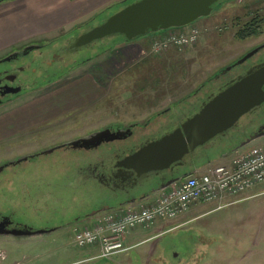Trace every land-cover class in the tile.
<instances>
[{
    "label": "rangeland",
    "instance_id": "374dc122",
    "mask_svg": "<svg viewBox=\"0 0 264 264\" xmlns=\"http://www.w3.org/2000/svg\"><path fill=\"white\" fill-rule=\"evenodd\" d=\"M121 1L113 2L115 5ZM260 1L264 6V0ZM260 1L252 3H261ZM92 2L93 0H8L1 3L0 60L27 45L48 46L41 51L35 50L30 57L19 62L2 64L0 68L20 67V80L24 83L40 81L45 69L37 64L27 67L30 59L49 58L50 52L62 48L67 40L87 29L86 25L91 22L89 15L75 21L73 19L79 15L69 19L67 15L81 10L86 13ZM238 3L243 7L251 2L239 0ZM111 4L113 3L108 6ZM242 7H236L232 3L220 10L216 8L211 16L184 28L150 33L129 44L124 43L123 45L135 47L132 54L136 59L133 61L126 62L117 58L113 64H109L110 48L117 40L122 41L119 37H112L85 54L86 57L97 56L92 61L74 69L79 62L78 57L69 56L64 62L55 63L49 68L53 85L25 95L17 103L0 110V147L1 152H7L0 156V163L26 157L32 151V145L20 142V136L30 130H18L23 124L2 123L8 120L3 119V116H18L12 112L27 103L30 105L31 102L48 101L56 105L57 102H68L69 107L63 109L68 116L75 107L82 109V113L76 117L80 118V127L77 126L78 123L72 122L66 127L65 135L55 140L53 145H56L100 131L106 126H121L120 129L126 130L150 126L153 122L155 125L170 115L166 113L170 107L185 105L196 91L202 94L210 87L215 90L218 86L214 79L220 70L238 62L244 54L263 42V38L246 42L237 39L238 29L232 24L236 9ZM107 15H103L95 24L104 20ZM193 27L200 33L195 46L183 51L171 48L159 56L151 52L152 42L156 37L167 32L187 34ZM223 28L226 29L221 32ZM124 69L126 71H122ZM210 89L207 94L212 91ZM87 104H91L92 108L86 109ZM18 131L22 132L19 134ZM8 133L10 136L17 135V139L9 140V135H6ZM134 139H139L138 135H134L133 141ZM238 139L231 141L233 144L228 141L218 143L222 149L217 152L210 151L212 142L209 146H204L203 149L209 152L199 161L198 168L212 167L223 156H231L234 146L243 140V136L240 141ZM131 142L130 139L125 146L128 147ZM120 144L124 142L110 143L109 148ZM257 144H264V139L253 145ZM23 148H29L28 152ZM73 153L75 152H59L43 157L52 162H64V165L56 163L54 170H48L50 178L52 175L61 178L55 172L71 171L85 157L88 158L84 153ZM99 153L97 151L95 155ZM26 168H14L18 172V178H23L21 173ZM185 170L189 171L191 167H185ZM53 182L51 181L52 189L55 188ZM66 184L63 182L62 186ZM66 187L68 188L67 185ZM98 200L99 198L78 197L74 201L50 204L45 214L49 220L56 219L55 226L61 227L77 217L92 215L101 203ZM228 203L229 205L219 210L216 209L217 204L196 205L170 224L157 221L151 228H137L125 241L127 251L110 259H98L96 249H82L72 242L76 228L90 226L81 223L79 227L64 228L50 235L22 242L0 240V264H264V185L251 189ZM53 208H57V211H53ZM27 217L30 218L28 220L35 218L32 212ZM19 218L26 221L23 216ZM33 225L36 227L39 224L33 222ZM161 229H165V232L156 236Z\"/></svg>",
    "mask_w": 264,
    "mask_h": 264
},
{
    "label": "flooded vegetation",
    "instance_id": "af4514ba",
    "mask_svg": "<svg viewBox=\"0 0 264 264\" xmlns=\"http://www.w3.org/2000/svg\"><path fill=\"white\" fill-rule=\"evenodd\" d=\"M238 1L239 0H222L217 5L219 6L218 8L217 6L214 7V11L216 8L217 10H220L224 6L231 5L232 3L233 5H236V7H242ZM247 1H250L251 3L244 4L242 8L236 9V14L234 15L235 21L232 26L238 29L236 35L242 33L243 36L247 37L244 42L249 40L251 41L252 39L262 40L263 38V42H261L260 45H257L244 54L239 61L248 54L257 50L255 55L240 66L233 67L237 63L236 62L229 67L220 70L221 72L218 73L214 79L215 85L218 86L215 90H212L213 88L210 87L211 89L207 88V90L202 94H200L201 92L199 93L196 91L194 95L190 96V101H188L185 105H174L173 107H170L166 112L170 113V115L163 118L164 120H161L162 123L159 122L154 125L153 122L151 123L152 125H150L152 127L149 125H143L142 127L133 128L132 137L122 141H115L124 142L122 145H113L109 148L110 143L104 142L97 148L92 147L89 149H75L71 145L81 139L109 130V128L114 132L122 128L121 126H115L114 128L106 126L100 131L78 136L73 141L53 145L56 142L55 140H59L63 137V135H65L64 131L66 127L71 125L72 122H74V124L78 123L79 125L77 124V126L80 127V118L77 119L76 117L82 113V109H79L80 107H75L68 116L66 115V112H63V109L69 107L68 102H57L56 105L53 104L54 102L52 103L48 101L43 103L31 102L30 105H27V103L19 109L16 108L17 110H15V112H12L13 114L17 113L18 116H3V119L8 120L5 122L3 121L2 123L13 125L23 124L24 126H21L18 130H30L29 133L20 136V142L32 145V151L28 155H25L26 157L7 160L0 163V225H4V227H0V240L8 239L11 242H22L28 239H35V237L39 238L47 236L64 228L72 229L76 226L79 227L81 223H86L92 218L91 215L77 217L73 222L64 224L61 227L55 226L57 225L56 219L49 220L45 214V210H47L50 204L55 203V205H58L66 200L74 201L78 197L86 199L99 198L98 201H101V203L96 211L107 209V212H109V203L125 205L128 203L130 204L134 200H136L135 204L141 203L143 200H147L152 195H156L157 193H155V191L169 182L176 179H180V181H182L190 177L188 176L190 173L185 170V167L201 161L207 156V153L209 152L208 150L199 149L195 154L188 157L183 166H173L171 169L160 173L159 176H157L156 173L150 174L149 179H144V181L141 180V184L134 189H132L135 183L134 177H129L128 174L124 181L121 178L118 180H112L111 172L112 170L117 171L115 167L120 161L139 150L146 143L156 141L161 137L172 133L188 118L196 114L202 103L206 101L211 94H217L219 89L224 88L226 84L235 80L238 76L245 74L247 71H259V67L264 65L263 2L260 0L258 1L261 3H252L256 0ZM3 2L5 1L0 0V4ZM102 21L103 20H101L100 23ZM98 24L99 23L93 24L78 33L75 37L67 40V43L62 48L60 47L57 50L50 52L49 58L32 57L30 59L27 67H33L34 64H37L45 69L40 79L41 82L35 80L33 82L24 83L20 80V67L8 66L0 68V110L17 103L19 99L25 95L35 93L43 89V87L53 85L54 83H51L52 80L50 78L53 76L50 75L49 68L55 63L64 62L69 56L78 57L79 62L76 65L79 66L94 60V57L97 56L86 57L85 54L87 55V53H90V51L97 45L104 44L106 39L95 42L82 49L68 51V48L79 34ZM226 28H223L221 32H223ZM31 46L34 45H27L18 51L8 54L9 56L0 60V65L5 63L13 64L26 57H30L35 50L30 52L28 55H25V49ZM47 46L48 45L39 46L42 47L39 51L46 49ZM105 50L107 51V49ZM41 54L42 53H40V55ZM6 59H10V61L2 63V61ZM228 68H231V70L226 74H223V72L227 71ZM209 89L212 91L207 94ZM18 90V93H12ZM87 108H92V105L87 104L86 109ZM252 118L255 119L252 120ZM21 132L22 131H18L19 134ZM258 132H264V104L254 110L251 114L242 118L237 127L228 131L224 136L214 140L212 145H210V151L214 152L219 149L221 145L218 143L227 141L232 143L231 141L234 142L238 138L240 141V138L243 136V140L239 142L236 147L234 146V149H236L241 143L247 141L251 136ZM6 135L8 136L9 133ZM134 135H138L139 139H134L133 141ZM16 136L9 135L8 138H10L9 140H16ZM130 139L132 142L128 147H126L125 144H127ZM29 148H23V150H27L26 152H28ZM1 149L2 147H0V156L6 152V150L1 152ZM70 151L75 153H84L85 156H88V158L85 157V160L82 159L84 161L80 164H75L77 166L72 168L71 171L67 170L64 173L59 171L55 172V174L60 175L61 178H55V175H52L50 178L48 170H54L56 167L54 165L56 163L64 165V162H52L43 157L54 155L59 152ZM97 151L100 153L95 155V152ZM75 153L73 154L76 155ZM78 162H80V160ZM22 166H26L27 168L23 173H21L23 178H18V172L14 171V168H21ZM186 175L187 177H185ZM51 181H54V189H52L53 186ZM63 182L65 184L67 182L66 185L68 188L66 185L62 186ZM53 211H57V208H53ZM58 211L60 210L58 209ZM30 212H32L35 217L32 220H28L30 218L27 217L30 215ZM18 216H23L24 218L27 217L26 221L21 220ZM33 222H36L39 225L35 227ZM46 224L51 226L48 227ZM28 232L40 234L32 235ZM176 256V253H174V257Z\"/></svg>",
    "mask_w": 264,
    "mask_h": 264
},
{
    "label": "water",
    "instance_id": "95a60500",
    "mask_svg": "<svg viewBox=\"0 0 264 264\" xmlns=\"http://www.w3.org/2000/svg\"><path fill=\"white\" fill-rule=\"evenodd\" d=\"M8 1V0H4ZM222 0H136L111 15L101 23L79 34L69 46L68 51L82 49L91 44L112 37H119L126 43L134 42L150 33L180 29L196 21L211 16L214 7ZM2 2V1H1ZM42 47L31 46L25 49V55ZM255 52L248 54L233 67L240 66L252 58ZM10 59L3 60L9 62ZM231 68L224 71L229 72ZM14 91L12 93H18ZM264 104V65L259 71H247L235 80L211 94L204 101L198 112L188 118L172 133L160 139L148 142L136 152L120 161L112 170L111 179L125 180L129 174L135 178L132 187H138L149 175L159 176L173 166H183L188 157L199 149L224 136L237 127L242 118L251 114ZM132 128L99 132L88 138L71 144L73 148H97L104 142L122 141L132 137ZM264 139V132H258L241 143L235 151L243 149L254 142ZM21 162V161H19ZM188 176H191L189 174ZM123 177V178H122ZM187 177V175L185 176ZM142 180V181H141ZM180 179L173 180L160 187L155 193L167 189ZM136 200L129 205H134ZM126 205V204H125ZM124 206V205H123ZM110 210V208H109ZM107 212V209L94 212L91 217ZM4 227V225H0ZM36 235L40 233H31Z\"/></svg>",
    "mask_w": 264,
    "mask_h": 264
},
{
    "label": "built area",
    "instance_id": "2783aa9c",
    "mask_svg": "<svg viewBox=\"0 0 264 264\" xmlns=\"http://www.w3.org/2000/svg\"><path fill=\"white\" fill-rule=\"evenodd\" d=\"M199 34L196 27L187 34L168 32L153 40L151 52L159 56L171 48L187 50L198 43ZM253 144L234 152L230 164L176 182L148 204L127 205L98 215L92 225L74 230L72 242L82 249H98V259H110L127 251L125 241L137 228L176 220L200 204H217V210L226 207L228 201L264 185V144Z\"/></svg>",
    "mask_w": 264,
    "mask_h": 264
},
{
    "label": "crops",
    "instance_id": "0c3cea01",
    "mask_svg": "<svg viewBox=\"0 0 264 264\" xmlns=\"http://www.w3.org/2000/svg\"><path fill=\"white\" fill-rule=\"evenodd\" d=\"M113 1H119V0H93V2H92V4L89 6V9L87 10V12L86 13H84L82 10L81 11H78V12H71V13H69L68 15H67V18L69 19V18H71L72 16L73 17H75L76 15L78 16L79 15V17L78 18H75V19H73L74 21L75 20H77V19H83V17L84 16H86V15H89L90 17L88 18V19H90L91 18V20H93L92 19V16L93 17H96L98 14L97 13H101V12H103V11H105L107 8H109L111 5H114V2ZM122 1H124V0H122ZM121 1V2H122ZM110 3H113V4H111L110 6H108ZM116 3V2H115ZM81 12H83V13H81ZM97 12V13H96ZM110 15V14H109ZM108 16V15H107ZM72 17V18H73ZM124 43H126L125 41H120V40H117V43H115V46H114V48L112 49V50H110V52H109V64H113L115 61V59H117V58H120V60H125L126 62H129V61H133L134 59H136V56L134 55V54H132L133 53V51L135 50L134 48V46H127V45H123ZM126 44H129V43H126ZM114 45V44H113ZM123 46V47H122ZM132 47V48H131ZM125 67V66H124ZM110 71V70H109ZM122 71H126L125 69L124 70H122ZM114 126V125H113ZM221 146H220V148L219 149H217L216 150V152L217 151H221ZM235 150L236 149H234L233 148V154H234V152H235ZM215 152V151H214ZM233 154H231V156H228V155H225V156H223L221 159H219L218 161H215V165L214 166H212V167H217V166H221V165H228V164H230V161H231V158H232V156H233ZM198 163L199 162H197V163H194V164H192V165H190L189 167H191V170H189L188 172L191 174V175H193V176H200V175H202V174H204V173H206L207 172V170L209 169V168H211V167H204L203 169H199L198 168ZM209 165H212L211 163H209ZM201 171H203L202 173H200ZM193 172V173H192ZM196 173H198L197 175H195ZM154 196H155V194L154 195H152L150 198H148L147 200H143L141 203H144V204H148V203H150V202H152V200H153V198H154ZM233 200V199H232ZM109 206L111 207H109L110 208V210L112 211V210H115V209H118L119 207H122L123 205H114L113 206V204H111V203H109ZM217 209V208H216ZM97 217V216H96ZM96 217H92L91 219H89V221H87L86 223L87 224H89V225H92V223H93V221H94V219L96 218ZM181 217V216H180ZM179 217V218H180ZM178 218V219H179ZM177 220V219H176ZM176 220H173V221H165V222H167V224H170L171 222H174V221H176ZM88 226V225H87ZM163 232H165V229L163 230V229H161L160 231H158L157 232V235L156 236H158V235H160V234H162ZM133 233V232H132ZM131 235V233L129 234V236ZM128 236V237H129ZM156 236H154V238L156 237ZM153 238V237H152ZM96 251H98V249H96Z\"/></svg>",
    "mask_w": 264,
    "mask_h": 264
},
{
    "label": "trees",
    "instance_id": "16d2710c",
    "mask_svg": "<svg viewBox=\"0 0 264 264\" xmlns=\"http://www.w3.org/2000/svg\"><path fill=\"white\" fill-rule=\"evenodd\" d=\"M134 1H136V0H124V1H122V2H120V3H118V4H115V5H113V6H111V7H109L108 9H106L105 11H103L102 13H100V14H98L93 20H91V22H89L86 26H88V27H90V26H92L93 24H95V22H97V21H99L98 19H100L103 15H111V14H113L114 12H116V11H118L119 9H121V8H123L124 6H126V5H128V4H130V3H132V2H134ZM219 6H217V8H218ZM107 17V16H106ZM98 23H100V22H98ZM77 30H80V29H77ZM237 39L239 40V41H245L246 40V36H243L242 35V33H240V34H238L237 36ZM124 41V40H123ZM114 46H115V44L110 48L111 50L114 48ZM77 66H79V65H76L75 67H73V69L74 68H76ZM186 100H188V98L187 99H185V100H183L182 102H185ZM203 148H201V150H202ZM193 173V172H192Z\"/></svg>",
    "mask_w": 264,
    "mask_h": 264
}]
</instances>
